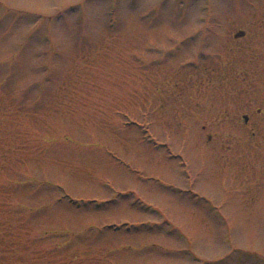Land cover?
I'll return each instance as SVG.
<instances>
[{
    "label": "rangeland",
    "instance_id": "1",
    "mask_svg": "<svg viewBox=\"0 0 264 264\" xmlns=\"http://www.w3.org/2000/svg\"><path fill=\"white\" fill-rule=\"evenodd\" d=\"M0 264H264V0H0Z\"/></svg>",
    "mask_w": 264,
    "mask_h": 264
},
{
    "label": "water",
    "instance_id": "2",
    "mask_svg": "<svg viewBox=\"0 0 264 264\" xmlns=\"http://www.w3.org/2000/svg\"><path fill=\"white\" fill-rule=\"evenodd\" d=\"M244 33L242 32V31H240V32H238L237 34H236V37L237 36H241V35H243ZM243 119L245 120V121H247V116L245 115V116H243Z\"/></svg>",
    "mask_w": 264,
    "mask_h": 264
},
{
    "label": "flooded vegetation",
    "instance_id": "3",
    "mask_svg": "<svg viewBox=\"0 0 264 264\" xmlns=\"http://www.w3.org/2000/svg\"><path fill=\"white\" fill-rule=\"evenodd\" d=\"M243 32V31H242ZM244 35V34H243Z\"/></svg>",
    "mask_w": 264,
    "mask_h": 264
}]
</instances>
